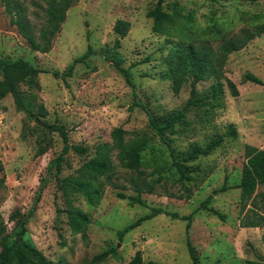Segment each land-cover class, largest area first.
Masks as SVG:
<instances>
[{"label":"rangeland","instance_id":"1","mask_svg":"<svg viewBox=\"0 0 264 264\" xmlns=\"http://www.w3.org/2000/svg\"><path fill=\"white\" fill-rule=\"evenodd\" d=\"M158 0H72L58 33L48 52L32 50L16 25L10 22L4 0H0V58H23L44 70L27 83L18 86L21 101L34 117L28 118L17 110L11 95L0 101V248L3 237L7 241L18 238L15 231L24 222V240L34 245L53 264H127L136 250L142 260L161 264L190 262L186 246L188 237L199 264H245L248 259L264 260V224L244 226L253 218L250 203L241 209L240 191L236 187L245 161L246 145L264 149V87L244 81L245 72H252L264 83V34L254 37L242 49L230 53L223 68L226 78L238 89L231 96L226 81L221 80L223 92L218 107L191 108L186 116L189 125L184 131L176 126L169 134L171 145L178 153L194 145L204 146L215 135L224 133L228 125L235 127V137H226L220 146L204 157L185 162L197 166L199 173H190V197L175 181L174 168L167 151L147 124V113L130 106L134 101L143 104L151 115L167 114L181 109L189 97L188 79L177 93L165 63V56L180 39V22L176 19L164 32L152 29L153 19L147 16ZM24 8L26 20L38 40L44 20L45 0H9ZM162 8L169 12L191 15L192 27L199 43L202 28L216 26L220 35L233 36L240 29L253 24V15L263 14L264 0H163ZM117 19L129 23L127 33L119 37L113 26ZM220 35L209 41L217 44ZM119 39L116 51L121 55V66L128 69L133 86L116 69L107 50ZM90 47L92 53L84 62L77 63L70 76L61 79L52 71L62 73L73 58ZM214 78L195 83L198 95L209 91ZM42 106L45 114L40 110ZM61 123L68 129L71 144L88 148L85 154L68 151L60 177L76 176L77 169L88 159L98 143L111 142L116 127L146 136L147 152L154 150L156 161L145 164L140 172L117 165V188L106 186L99 202L90 206L76 192L65 193L53 175L46 171L48 162L60 151L62 142L57 133L41 128ZM47 130V129H46ZM44 153L36 155L39 141ZM148 157V154H147ZM163 176L153 193L142 192L145 206L130 205L116 192L136 195L130 183L132 177L147 180ZM42 179L45 187L39 198L36 192ZM223 183L228 189L215 194L209 206L224 215L221 219L206 209H196L213 189ZM264 192L259 186L255 192ZM182 195V196H181ZM257 212L264 202L257 196ZM71 205L90 216L85 234L70 230L65 213L57 210ZM150 207H161L178 215L193 213L189 228L186 221L159 214L141 222L121 238L117 231L147 213ZM114 248V250H112ZM111 250L102 261L93 257Z\"/></svg>","mask_w":264,"mask_h":264},{"label":"trees","instance_id":"2","mask_svg":"<svg viewBox=\"0 0 264 264\" xmlns=\"http://www.w3.org/2000/svg\"><path fill=\"white\" fill-rule=\"evenodd\" d=\"M6 10L10 15V22L16 25L21 36L27 41L32 50L42 53L48 52L51 47L53 37L58 33L60 24L65 18V13L70 6L72 0H45L44 20L39 29L38 40L33 35L30 25L23 14L24 8L16 3L13 9L9 0H4ZM163 0H158L157 4L147 12V16L153 19L152 29L155 32H164L167 26L173 24L176 19H182L180 22V39L173 44L165 56V63L172 82V90L177 93L182 85L188 80H191V88L189 97L182 105L181 109L167 114L151 115L143 104L134 101L130 106V110L134 107H140L147 113V124L154 136L159 140L160 144L167 151L170 159V164L174 168L173 175L175 181L183 186L185 192L183 196L190 197V188L185 186L187 181L193 179L190 173H199L200 169L197 166L189 167L185 162L193 161L199 157H204L213 152L226 137H235V127L228 125L224 133H220L211 138L204 146L194 145L189 150L178 153L170 143L169 134L176 132L175 127L180 126V131H184L189 125L187 120V112L191 108H215L219 104L217 100L221 96L223 89L221 80L226 81L228 91L231 96L238 95L236 84L224 75L225 61L230 53L236 52L245 47L250 40L256 36L264 34V16L263 14L253 15V24L250 27L242 28L236 35L225 36L220 35L219 29L216 26L202 28L201 35L204 36L199 43H195L198 36L195 34V29L192 27L191 15H182L177 12H169L162 8ZM129 23L123 19H117L113 29L119 37H124L127 33ZM194 33V34H193ZM220 35L217 44H210L209 41ZM119 47V39H116L114 46L107 50L109 59L114 63L116 69L125 77L127 83L133 86L128 69L121 66V55L116 51ZM92 50L90 47L84 53L73 58L66 66V69L59 73L52 71L55 77L65 79L70 76L74 66L77 63L84 62L90 56ZM40 68L34 66L29 61L23 58H0V101L7 95H11L17 110H22L28 118L34 117V114L27 109L21 101L18 86L21 83H27L29 87H33L31 83L39 73L43 72ZM209 78H214L216 83L211 84L209 91L203 95H198L195 90V83L204 81ZM244 81H250L255 84L262 85L263 81L252 72H245L243 75ZM45 114V110L40 106L39 110ZM42 124H37L36 128L43 131L55 132L62 142L59 153L51 159L46 171L49 175H53L54 179L60 185L65 193L68 191L79 193L88 205H96L101 197L106 186L117 188L116 167L113 159V152L116 151V159L121 168L129 171L140 172L143 165H151L154 163V150L147 152L148 139L138 132H133L132 137L126 140V131L121 127H116L111 132V142L98 143L94 146L91 156L86 159L77 169L76 176L60 177L65 161V155L68 151H73L76 154H85L88 148L71 144L68 141V129L61 123L55 122L45 126L47 129L41 128ZM45 148L41 143L38 144L36 155L44 153ZM148 154V157H147ZM245 161L241 167L240 179L236 187L240 191L241 209H244L249 203L253 218L244 223V226L260 227L264 224V206L262 212H257V199L264 202V192H255L259 186H264V149H259L254 146L246 145L244 150ZM163 180V176L158 175L155 178L132 177L130 183L136 195H126L118 191L116 196L120 199H128L130 205L138 204L145 206V201L140 197L142 192L153 193L156 185ZM46 183L42 179L41 184L36 192V198H39ZM228 189V186L223 183L220 187L215 188L212 192L203 199L196 209H206L212 214L223 219L224 215L218 210L209 206L212 196ZM182 196V195H181ZM65 213L67 223L70 230L74 233L81 232L85 234V230L90 223V216L79 208L68 207L57 210ZM159 214H165L172 218H178L186 221V230L189 228L193 213L187 215H178L176 212H170L161 207H150V210L136 218L133 222L127 224L122 229L117 231V235L121 238L127 231L135 228L141 222L149 220ZM3 231L0 229V232ZM16 236L21 238L17 240L13 238L9 241L5 237L1 240L0 248V264H53L48 261L44 255L30 242L24 240L26 228L24 222H21L18 230L15 231ZM186 246L190 257V262L187 264H199L197 253L191 244L189 238H186ZM114 250V248H112ZM111 250H105L93 257V262L104 260ZM127 264H145L142 260L140 250H136ZM147 264H161L157 262H148ZM245 264H264V260L248 259Z\"/></svg>","mask_w":264,"mask_h":264},{"label":"water","instance_id":"3","mask_svg":"<svg viewBox=\"0 0 264 264\" xmlns=\"http://www.w3.org/2000/svg\"><path fill=\"white\" fill-rule=\"evenodd\" d=\"M17 240H18V238H17Z\"/></svg>","mask_w":264,"mask_h":264}]
</instances>
